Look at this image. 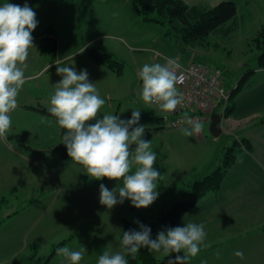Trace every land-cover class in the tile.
<instances>
[{
	"label": "rangeland",
	"instance_id": "rangeland-1",
	"mask_svg": "<svg viewBox=\"0 0 264 264\" xmlns=\"http://www.w3.org/2000/svg\"><path fill=\"white\" fill-rule=\"evenodd\" d=\"M54 2L56 6L59 4V0ZM234 3L238 5V12L241 13L242 9L238 1ZM67 6L69 4L63 7L60 15H66ZM34 11L37 14L41 10L35 7ZM258 11L259 15L255 14L244 19L238 18L235 27L228 33L219 29L209 33L204 39L188 44H181L170 36L162 40L164 36L158 33L164 32V28L159 24H151L152 28L143 33L144 36H150L151 40L156 39V41L151 42L150 40L149 43L146 41L142 43V38H139L141 45L138 46H136L137 41L134 40L137 37L133 39L127 34L126 36L120 34L118 39L101 37L89 46L100 51L112 50V54L123 63V66L119 74L102 68L105 72L99 77L98 82L90 79V82L95 83L98 87L101 98L105 100L100 114H114L119 115L121 119H129L133 109L140 110L141 119L139 123L145 126L146 131L143 138L151 140V150L157 155L156 164L160 171L165 169L164 163L183 168L190 162L206 158L208 152L213 155L214 148L219 149L218 145H220L221 139L215 140L213 138L209 131V124H205L200 132L203 141H199L194 136L183 135L180 131L182 127L163 128L161 121L157 119L158 115L153 106L146 105L139 99L142 81L138 78V72L145 63H164L165 57L175 59L180 64H185L192 58V61L200 62L210 68L221 69L228 92L239 83H241L239 86L241 89L243 85L249 83L251 78L249 75H253L256 57L259 53L254 38L261 25L264 24L262 4H258ZM43 13L52 17L54 11L45 9ZM47 21L48 19L43 22L44 24L41 23L44 25L43 27H40L42 25L38 22L37 27L32 32L33 38L39 28L43 29L50 23H45ZM231 24L232 21L230 20L225 26ZM61 41L63 42V38ZM33 42L36 44L35 39ZM33 48L29 50L28 59ZM32 69L34 68H31L30 71L25 70V75L31 79L23 86L24 89L22 88L23 91L21 90L20 93L26 96L28 93L24 90L31 88L36 97L29 104L30 107L24 109L18 106L10 113L12 125L7 134V140H0V197L5 196L9 201L8 204L3 205L0 211V219L2 220L0 222V264H39L35 262L36 258L44 259L54 244L67 239L68 227L74 225H78V227L91 226L94 222L89 216L91 211L86 210V207L87 204L93 205L97 200H89L90 194L88 193L94 192L89 189L91 185L95 186V181H101L90 178L84 173L83 167L71 159H64L59 153L51 151V148L59 142L60 127L56 123V118L42 112L41 109L43 107L49 108L50 97L54 93L53 90L42 88L39 84L52 72H41L30 76L33 73ZM249 70L252 72L248 74ZM246 73L248 74L247 79L241 82L240 79ZM246 90L247 85L242 91ZM17 99L18 104L21 100L24 102L19 97ZM228 103L229 100L226 101V105ZM239 137L241 138V136ZM165 150L169 153L167 160H164L163 157ZM239 153L240 148L237 152V158ZM211 155L206 160L210 159ZM198 172L201 173L202 169ZM114 181L104 178L101 183L111 190L109 187L113 185ZM86 183L88 187L84 185ZM66 184H68L67 194L63 190ZM14 186L17 190L11 191ZM96 187L94 189L98 193L99 184ZM111 188L115 189V187ZM65 194L68 195V198L67 196L64 198ZM179 197L180 195L177 194L175 199H179ZM80 201L83 202L85 208L79 207ZM24 203L28 204L19 209ZM212 207L221 208V203H216ZM107 209L104 206L103 212L107 213ZM143 210L147 220H153L159 214L152 204ZM14 211H16L14 216L6 218L7 214ZM113 211L116 210L113 209ZM117 214L115 212L116 216ZM224 219H221V222ZM99 224L105 225L107 230H110L112 223L110 217L101 216ZM118 229V242L117 240L116 242L121 250L119 242L120 220L118 221ZM213 239L215 243L225 241V238H221L220 233ZM72 243H78L77 239ZM31 245L34 247L31 248ZM68 247L78 250L76 244H70ZM95 249L94 253L88 249V253H92L90 255L92 258H97L99 251L105 250L103 246L101 248L95 247ZM233 249H226L228 255ZM243 249L244 256L248 252L251 257L250 251L253 255L257 252L260 253V255L252 257L254 260L250 259L253 261H248L247 264H255L257 261L259 264H264V234H255V237L251 239V242L248 241ZM220 255L227 256L225 251ZM28 257L31 258L26 260ZM211 257L212 261L213 256ZM230 257H233L234 260L237 259V261L233 260L232 264H243L233 251L228 258ZM160 258L159 262L162 261V256ZM83 262L84 259L82 258L80 264H84ZM47 264H67V261L55 253ZM206 264H215V262H206Z\"/></svg>",
	"mask_w": 264,
	"mask_h": 264
},
{
	"label": "crops",
	"instance_id": "crops-1",
	"mask_svg": "<svg viewBox=\"0 0 264 264\" xmlns=\"http://www.w3.org/2000/svg\"><path fill=\"white\" fill-rule=\"evenodd\" d=\"M54 1L56 0H8L9 3L21 6L27 3L33 10L37 7L38 10H41L36 14L37 21L41 24L48 19L45 23L50 22L48 25H52L53 27L57 39L56 59L54 61L50 60L45 54L40 52V32L44 28H39L33 38L35 39L36 44L33 42L34 48L30 51V58L26 61L28 65L26 70L30 71L31 68H34L32 69L33 73L30 76L37 75L41 72H52L41 81L39 86L47 90H53V93L54 84L61 79V77L56 74L57 63H59L60 66H74L78 72L81 70H87L89 80L92 79V81L98 82L99 77L105 72L102 68H108L101 64L91 62L86 57L83 50L87 46L98 41L101 37L118 39V37L121 36L120 34H123V36H126L127 34L128 37H132L133 39L137 37V39H134L137 41L136 46L141 45L139 44V38H142V43L145 41L149 43L151 40L150 36H144L143 33L149 31L152 28L151 24L153 23L142 21L134 12L129 0H59L57 6ZM183 1L187 5L197 6L204 9L212 7L224 0ZM231 1H238L239 6L242 9L241 13L238 12V5L235 4L236 15L232 21L234 25H236L238 18L244 19L258 14V4H262V19H264V0ZM4 2L5 0H0V4ZM68 4L69 6H67L66 15H60L63 7ZM45 9L54 11L52 17L43 13V10ZM259 21L260 20L258 19V22ZM43 24H41L42 26L40 27H43ZM158 34L164 36L162 40H165L164 38L167 37L164 32L160 31ZM62 38L63 42L61 41ZM155 41L156 39L151 40V42ZM103 51L111 54L113 53L112 50ZM191 59L192 58L189 60L187 59V62ZM252 73L253 75H249V78L251 77L249 83L247 82L241 87V89H238V91L233 94L229 101L232 106L231 110L226 116H221L220 122V128L222 130L221 135L235 134L237 139H246L249 142L250 147L245 148L244 146H240L238 158H236L234 164L224 177L220 190L216 194L210 195V193L205 195L192 209L182 216L179 226H184L188 223H202L206 232V239L201 246L200 252L195 257H189L186 264H206V262H215V264H232L234 258H228L232 251L235 253L238 248L241 251H244L243 248L245 244L248 241L251 242V239L255 237V234H264V114H262V112H264V69H259L255 66ZM246 85L247 90L242 91ZM24 91L28 94L23 96L19 93L18 97L23 99L24 102H21V100L18 106L25 109L30 107L29 104L31 101H34L36 96L33 95L34 92L31 88L25 89ZM157 115V119L161 121L163 128L166 127L168 118L160 113H157ZM209 122L210 120L201 122L202 130L205 124H209ZM201 134L202 133H199L193 136L199 141H203L204 139ZM219 136H213V138L217 140ZM239 136H241V138ZM53 147L51 148V151ZM216 149L217 148H214L213 151L215 152ZM168 154V151L165 150L163 155L164 160L168 159ZM211 154V152H208L206 153V158L200 160L202 162H190L188 165L183 166V168L178 165H167L168 163H164L165 169L160 171L159 166H157L156 163L154 164V168H156L161 174L160 179L157 181V191L159 195L152 203L158 213L165 201L175 198L177 194L179 195L178 191L184 183H188L193 177L208 170L209 163L213 157ZM210 155V159L206 160ZM200 169H202L201 173L198 172ZM103 180L104 179L101 181ZM101 181H95V186L91 185L89 189L94 192L88 193L90 194L89 200H97L93 205L87 204L86 207V210L91 211L89 212V216L92 217L94 223L91 226L78 227V225H74L68 227L67 239L62 240L61 242H63V244L59 246L76 244L78 250L84 247L86 249L83 256L84 264L97 263L98 257L105 250H113L110 251L113 253L121 251L117 245L119 232L118 221L122 218L133 220L137 215L144 216V208H135L127 199H125L122 204H117L113 208L107 209V213H104V206L99 202L100 193H96L94 189L97 188V184L100 186ZM120 183L121 182L119 181H114L111 187L117 188ZM84 185L88 187L87 183ZM67 186L68 184L63 188L66 194L68 191ZM111 187L109 188L113 190ZM16 190V186H14L11 191ZM66 194L64 195V198L66 196L68 198V195ZM8 203L9 201L6 202V204ZM216 203H221V208H213L212 205ZM24 204L19 209H22L28 203ZM79 207L81 209L83 207L85 208L82 201L79 202ZM113 209L116 211H113ZM16 211L7 214L8 216L6 215V218L14 216ZM115 212L118 213L117 216L115 215ZM101 216L110 217L112 223L110 230H107L105 225L99 224ZM223 218L225 219L221 222V219ZM219 233L221 234V238H225V241L215 243L213 238ZM76 239L78 243H72ZM57 244H54L53 247ZM102 246L105 250L99 251L97 258L90 257V255L95 252V247L101 248ZM30 247L32 248L34 245H31ZM52 248L50 249L51 251ZM88 249H91L93 252L88 253ZM226 249L233 250L228 255ZM51 251L48 253L50 254ZM223 251L226 252L227 256L220 255ZM213 253L216 255H211ZM49 254L47 255L49 256ZM250 254L251 257L247 252V255L244 256L243 259H240V261L243 262V264H247L248 261L254 260L252 257L260 255L258 252L253 255L251 251ZM153 255L158 260H160V256H162L161 263L169 264L170 258L176 255H183V253H173L172 257H166L163 253L155 252H153ZM46 256L45 258L48 257ZM211 256H213L212 261L210 259L212 258ZM30 258L31 257H28L26 260ZM44 259L36 258L35 262L40 264ZM234 261H237V259ZM255 264H259V261Z\"/></svg>",
	"mask_w": 264,
	"mask_h": 264
},
{
	"label": "clouds",
	"instance_id": "clouds-1",
	"mask_svg": "<svg viewBox=\"0 0 264 264\" xmlns=\"http://www.w3.org/2000/svg\"><path fill=\"white\" fill-rule=\"evenodd\" d=\"M37 24L36 13L27 3L21 6L5 0L0 4V140H7L12 125L10 113L18 107V95L31 79L25 70ZM164 59V63H145L139 70L138 78L142 81L139 99L162 113H171L183 105L184 96L177 88V60ZM56 74L61 79L54 84L48 112L65 130L62 144L68 157L92 179L121 182L113 190L100 184V204L111 209L127 199L137 209L149 207L158 198L157 181L161 174L154 168L157 155L151 150L152 142L143 138L146 131L139 123L141 111L133 109L129 119L101 115L105 100L95 83L90 82L87 70L78 72L74 66L57 63ZM181 123L186 125L180 129L185 136L202 131L201 123L186 112ZM135 223L139 230L122 231L121 251L105 250L97 264H128L125 257L135 258L142 248L169 257L183 253L170 258L169 264H186L189 257L197 256L206 239L202 223L168 228L158 232L155 239L150 227ZM85 252L84 247L73 250L67 245L56 249V255L67 264H80ZM234 255L244 258L240 250Z\"/></svg>",
	"mask_w": 264,
	"mask_h": 264
},
{
	"label": "trees",
	"instance_id": "trees-1",
	"mask_svg": "<svg viewBox=\"0 0 264 264\" xmlns=\"http://www.w3.org/2000/svg\"><path fill=\"white\" fill-rule=\"evenodd\" d=\"M134 12L144 22L159 24L164 28V34L174 38L181 44H188L196 40L204 39L209 33L219 29H223L225 33L230 32L235 25L225 26L228 21H233L236 15L235 3L231 0H224L212 7L199 8L197 6L187 5L183 0H129ZM40 52L45 54L50 60L56 59L57 39L52 25L46 26L41 32ZM259 53L256 57V67L264 69V24L261 25L256 37L254 38ZM86 57L93 63L101 64L111 71L119 74L123 63L119 61L113 54L100 51L93 46H87L84 49ZM252 71L249 70L248 74ZM248 74L240 79L244 81ZM239 83L230 91L229 101L233 94L239 89ZM231 103H228L222 112L220 108L215 112L226 116L231 110ZM42 112L50 114L47 108L41 109ZM51 115V114H50ZM55 118V117H54ZM65 130L60 128V139L58 144L53 147L52 151L59 153L64 159H70L67 155V149L62 144V136ZM221 143L217 148L209 163L206 172L197 175L190 180L178 193L179 199H169L162 204L159 214L153 220H147L142 215H137L133 220L122 218L120 220L121 233L119 242L121 246L122 231L139 230V221L151 229L153 239L160 231L168 228H174L180 225L182 216L192 209L205 195L216 194L222 185V181L227 172L234 164L237 158V152L240 146L249 148V142L246 139H237L235 134H220ZM7 197H0V211L7 202ZM8 216V215H7ZM2 220L0 219V222ZM63 242L58 243L52 248L49 256L40 264H47L55 250ZM128 264H164L153 255L152 251L142 248L135 258L131 256L125 257Z\"/></svg>",
	"mask_w": 264,
	"mask_h": 264
},
{
	"label": "built area",
	"instance_id": "built-area-1",
	"mask_svg": "<svg viewBox=\"0 0 264 264\" xmlns=\"http://www.w3.org/2000/svg\"><path fill=\"white\" fill-rule=\"evenodd\" d=\"M178 64L177 88L184 96V103L171 113H162L153 105L155 110L168 118V128L186 126L181 123L185 112L199 123L209 121L212 112L224 109L230 96L225 88L222 70L195 61Z\"/></svg>",
	"mask_w": 264,
	"mask_h": 264
},
{
	"label": "water",
	"instance_id": "water-1",
	"mask_svg": "<svg viewBox=\"0 0 264 264\" xmlns=\"http://www.w3.org/2000/svg\"><path fill=\"white\" fill-rule=\"evenodd\" d=\"M209 131L214 137H218L222 132L220 128V115L215 112L210 115Z\"/></svg>",
	"mask_w": 264,
	"mask_h": 264
}]
</instances>
